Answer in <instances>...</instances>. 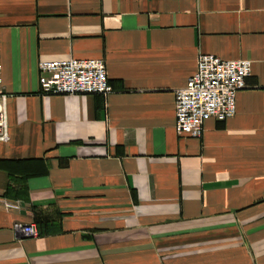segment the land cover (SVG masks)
I'll use <instances>...</instances> for the list:
<instances>
[{
  "label": "crops",
  "instance_id": "crops-1",
  "mask_svg": "<svg viewBox=\"0 0 264 264\" xmlns=\"http://www.w3.org/2000/svg\"><path fill=\"white\" fill-rule=\"evenodd\" d=\"M201 54L252 72L194 138ZM72 58L113 92L43 95L40 62ZM0 67V264H264V0H0Z\"/></svg>",
  "mask_w": 264,
  "mask_h": 264
},
{
  "label": "built area",
  "instance_id": "built-area-1",
  "mask_svg": "<svg viewBox=\"0 0 264 264\" xmlns=\"http://www.w3.org/2000/svg\"><path fill=\"white\" fill-rule=\"evenodd\" d=\"M42 94L50 96L102 94L113 92L104 59L47 60L39 64ZM1 72V67H0ZM252 72L250 60H224L212 54H201L197 70L186 87L178 90L176 100V129L180 135L202 136L204 123L210 118L224 122L237 112V93L247 87ZM0 77V141H7L9 123L7 99ZM5 207H15L4 200ZM19 229L26 237H37L35 223Z\"/></svg>",
  "mask_w": 264,
  "mask_h": 264
}]
</instances>
